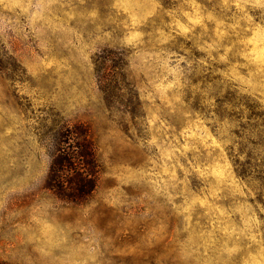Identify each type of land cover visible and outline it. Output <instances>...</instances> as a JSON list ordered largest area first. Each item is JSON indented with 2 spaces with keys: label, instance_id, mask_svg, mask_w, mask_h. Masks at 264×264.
<instances>
[{
  "label": "clouds",
  "instance_id": "clouds-1",
  "mask_svg": "<svg viewBox=\"0 0 264 264\" xmlns=\"http://www.w3.org/2000/svg\"><path fill=\"white\" fill-rule=\"evenodd\" d=\"M0 264H264V0H0Z\"/></svg>",
  "mask_w": 264,
  "mask_h": 264
},
{
  "label": "trees",
  "instance_id": "trees-1",
  "mask_svg": "<svg viewBox=\"0 0 264 264\" xmlns=\"http://www.w3.org/2000/svg\"><path fill=\"white\" fill-rule=\"evenodd\" d=\"M65 163L67 164L68 162H67V161H65Z\"/></svg>",
  "mask_w": 264,
  "mask_h": 264
}]
</instances>
